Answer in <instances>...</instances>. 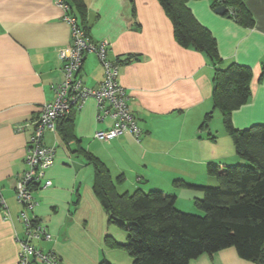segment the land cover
I'll use <instances>...</instances> for the list:
<instances>
[{
    "label": "crops",
    "instance_id": "obj_1",
    "mask_svg": "<svg viewBox=\"0 0 264 264\" xmlns=\"http://www.w3.org/2000/svg\"><path fill=\"white\" fill-rule=\"evenodd\" d=\"M85 1L93 41L109 40L111 59L138 56L122 64L120 80L142 129L140 142L131 133L97 139L96 131L109 129L112 121L98 120L96 98L89 97L74 110V139L64 140L58 129L44 133L45 144L55 148V161L35 188L34 207L27 213L52 235L36 245L54 251L62 264H100L104 257L115 264H124L123 259L134 264L125 249L105 245L107 234L118 240L125 234L108 223L93 189L94 167L78 149L98 156L116 181L123 176L117 183L120 192L162 189L175 193L182 207L179 194L186 188L177 185V179L198 184L196 179L207 174L208 160L230 164L241 162V157L218 109L208 126H201L214 107L215 68L204 53L179 44L160 1ZM212 1L189 0L187 5L215 36L221 66L237 62L252 70L251 95L234 110L233 123L239 129L264 123V0H243L254 19L252 26L217 13ZM65 16L57 0H0V264H18V239L25 237L26 229L16 181L27 167L34 121L42 106L55 100L54 87L64 81L61 53L72 43ZM79 77L89 87L103 81L104 69L95 52L86 54ZM47 180L52 183L45 185ZM190 264L257 263L229 247L202 254Z\"/></svg>",
    "mask_w": 264,
    "mask_h": 264
},
{
    "label": "trees",
    "instance_id": "obj_2",
    "mask_svg": "<svg viewBox=\"0 0 264 264\" xmlns=\"http://www.w3.org/2000/svg\"><path fill=\"white\" fill-rule=\"evenodd\" d=\"M69 14L90 36L85 0H63ZM173 22L176 40L184 47L204 53L214 65L212 110L206 113L202 127L208 126L215 109L221 112L223 124L231 135L237 155L248 164H208V173L216 185L188 183L177 179V185L202 190L195 205L202 213L181 210L176 194L162 189L120 192L109 167L98 156L79 148L94 167V192L108 215V223L124 231L126 240L107 234L105 245L123 248L134 264H190L202 254H214L234 247L243 259L264 264V123L236 128L233 112L247 103L251 95L252 70L237 62L221 66L217 40L187 5L189 0H159ZM224 4L236 11L239 24L252 26L254 19L243 0H213L216 9ZM92 39V38H91ZM93 40V39H92ZM137 55L119 56L121 64ZM64 140L75 138L74 109L57 122ZM214 139V136H211ZM242 162V161H241ZM39 184L35 185L37 188ZM100 264H115L104 257Z\"/></svg>",
    "mask_w": 264,
    "mask_h": 264
},
{
    "label": "built area",
    "instance_id": "obj_3",
    "mask_svg": "<svg viewBox=\"0 0 264 264\" xmlns=\"http://www.w3.org/2000/svg\"><path fill=\"white\" fill-rule=\"evenodd\" d=\"M57 2L64 8L66 20L71 24L72 43L61 53L65 59L64 81L54 87L55 100L45 103L34 121L35 128L25 157L27 167L16 181L17 200L24 208L20 216L26 229L25 237L18 239L20 245L18 264H62L54 251H45L36 245L37 241L50 239L52 235L45 224L27 213L34 207V186L41 182L46 170L55 161V148L45 144L44 133L47 130L56 131L57 122L61 117L68 115L73 109L82 107L85 101L93 96L97 101L98 120L109 117L112 121L109 129L96 131L97 139L104 141L131 133L135 140L140 142L142 134L137 118L129 106L128 93L120 80L122 64L109 57V40L93 41L86 31L78 26L77 18L69 14V5L63 0ZM235 14L236 11L229 7V16ZM88 52H95L98 55L104 69L103 81L95 87L87 86L79 77ZM51 183V180H47L45 185ZM1 204L6 207L3 199ZM4 214L10 217L8 210H4Z\"/></svg>",
    "mask_w": 264,
    "mask_h": 264
},
{
    "label": "rangeland",
    "instance_id": "obj_4",
    "mask_svg": "<svg viewBox=\"0 0 264 264\" xmlns=\"http://www.w3.org/2000/svg\"><path fill=\"white\" fill-rule=\"evenodd\" d=\"M240 160L242 162H231L230 164H226V165H236V164H245V163L248 164V161H246L245 159L241 158ZM209 163L219 164L220 162H217L214 159L208 160V162H207V174L204 175L203 177H199L198 179H196L199 182L198 184H200V183L203 185L204 184H206V185H216L217 184L216 178L213 175L208 173V164ZM210 181H212V182H210ZM183 188H186L184 193L179 194L181 196V198H179V199L182 201L183 207L179 202L177 203V207L181 210H184V211H189V212L191 211L194 213H202L201 210L198 207H196V205H195V199H196V197H200V196H198V193L201 190L194 188V187H188V186H184ZM120 234L124 235L125 233L123 231V233H120ZM125 240H126V235H125V238L120 240V241L124 242ZM122 258H126V260H129L128 255H123ZM122 261L125 264L124 259Z\"/></svg>",
    "mask_w": 264,
    "mask_h": 264
},
{
    "label": "water",
    "instance_id": "obj_5",
    "mask_svg": "<svg viewBox=\"0 0 264 264\" xmlns=\"http://www.w3.org/2000/svg\"><path fill=\"white\" fill-rule=\"evenodd\" d=\"M215 11L219 14H225L226 13V6L225 5H220L218 6Z\"/></svg>",
    "mask_w": 264,
    "mask_h": 264
}]
</instances>
